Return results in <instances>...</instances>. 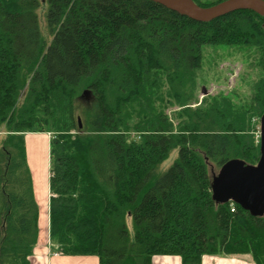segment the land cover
Listing matches in <instances>:
<instances>
[{
  "label": "trees",
  "instance_id": "1",
  "mask_svg": "<svg viewBox=\"0 0 264 264\" xmlns=\"http://www.w3.org/2000/svg\"><path fill=\"white\" fill-rule=\"evenodd\" d=\"M205 44L257 51L262 75L247 105L220 92L191 106ZM263 113L264 17L251 10L197 22L150 0H0V264H29L37 242L27 133L50 134L49 242L59 253L99 264L248 254L264 264V216L216 204L209 189L212 168L257 162L251 118Z\"/></svg>",
  "mask_w": 264,
  "mask_h": 264
},
{
  "label": "water",
  "instance_id": "2",
  "mask_svg": "<svg viewBox=\"0 0 264 264\" xmlns=\"http://www.w3.org/2000/svg\"><path fill=\"white\" fill-rule=\"evenodd\" d=\"M197 22H209L236 10H251L264 17V0H222L200 6L193 0H150ZM80 98L90 100L84 90ZM81 128L80 118H77ZM211 198L216 204L233 202L251 216H264V113L259 118V158L255 164L232 158L211 174Z\"/></svg>",
  "mask_w": 264,
  "mask_h": 264
},
{
  "label": "rangeland",
  "instance_id": "3",
  "mask_svg": "<svg viewBox=\"0 0 264 264\" xmlns=\"http://www.w3.org/2000/svg\"><path fill=\"white\" fill-rule=\"evenodd\" d=\"M199 1L201 3H209L215 0ZM38 12L41 34L46 40H49L51 36L46 31L43 12ZM257 55V51L245 46L203 45L201 47V66L195 71L194 94L197 102L191 106H197L202 101L204 102V99L216 96L220 92L228 95L237 106L247 105L254 93L255 83L258 82L262 75L260 67L256 65ZM83 100L84 102L89 101ZM257 121H259V117L254 116L251 118V123L254 125L253 136L258 141L256 136ZM1 133H3L2 126H0ZM1 136L3 137L4 134H1ZM176 155V151L172 152L168 159L160 164L158 171L160 173L165 172L176 158ZM212 171L217 173L218 169L212 168ZM129 231L130 233L132 231L130 224Z\"/></svg>",
  "mask_w": 264,
  "mask_h": 264
},
{
  "label": "crops",
  "instance_id": "4",
  "mask_svg": "<svg viewBox=\"0 0 264 264\" xmlns=\"http://www.w3.org/2000/svg\"><path fill=\"white\" fill-rule=\"evenodd\" d=\"M32 139V157L26 143ZM49 133H27L25 135L26 162L29 168L32 191L38 206V237L29 264H99L95 255H63L49 242ZM43 232V234H42ZM47 239V240H45ZM57 252V254H54ZM151 264H180L179 256L154 255ZM201 264H254L250 255H203Z\"/></svg>",
  "mask_w": 264,
  "mask_h": 264
},
{
  "label": "bare ground",
  "instance_id": "5",
  "mask_svg": "<svg viewBox=\"0 0 264 264\" xmlns=\"http://www.w3.org/2000/svg\"><path fill=\"white\" fill-rule=\"evenodd\" d=\"M34 137L33 136H27L26 138V143H27V146H28V149H29V154H30V157H32V147H31V144H32V139Z\"/></svg>",
  "mask_w": 264,
  "mask_h": 264
},
{
  "label": "built area",
  "instance_id": "6",
  "mask_svg": "<svg viewBox=\"0 0 264 264\" xmlns=\"http://www.w3.org/2000/svg\"><path fill=\"white\" fill-rule=\"evenodd\" d=\"M256 136H258V131L256 132ZM233 209H231V211H232Z\"/></svg>",
  "mask_w": 264,
  "mask_h": 264
}]
</instances>
